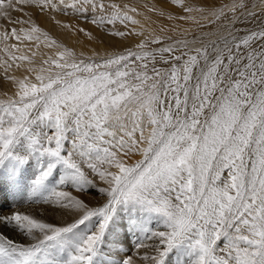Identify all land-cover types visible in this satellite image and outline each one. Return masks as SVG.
I'll return each mask as SVG.
<instances>
[{"label": "snow or ice", "instance_id": "snow-or-ice-1", "mask_svg": "<svg viewBox=\"0 0 264 264\" xmlns=\"http://www.w3.org/2000/svg\"><path fill=\"white\" fill-rule=\"evenodd\" d=\"M0 264H264V0H0Z\"/></svg>", "mask_w": 264, "mask_h": 264}, {"label": "bare ground", "instance_id": "bare-ground-1", "mask_svg": "<svg viewBox=\"0 0 264 264\" xmlns=\"http://www.w3.org/2000/svg\"><path fill=\"white\" fill-rule=\"evenodd\" d=\"M37 22L43 27L45 28L47 31L50 32V34L54 37H56L58 40L64 42L65 44H67L70 47H75V37H77L76 35H71L65 31H63L58 25H56L54 22L50 21L47 17L42 16V15H37L35 16ZM58 19H60L62 22H66V23H72V24H79L81 27H84L86 29H88L90 32H92L93 34L97 35V36H101L102 38H105L104 36H102V34L99 32L98 29H95L91 24H86V23H81L78 22L77 20L75 21L74 18H72V16H58ZM83 34H79L78 36L80 37H84L82 36ZM107 39V38H106ZM85 42V41H84ZM98 42V41H97ZM80 43V42H79ZM82 43V42H81ZM80 43V44H81ZM86 43V42H85ZM95 42H93L94 45ZM87 44V43H86ZM99 44V43H98ZM78 45V44H76ZM80 50V46L78 45ZM100 46V44H99ZM98 46V47H99ZM94 47V46H93ZM103 48V47H102ZM101 49V48H100ZM87 50V49H86Z\"/></svg>", "mask_w": 264, "mask_h": 264}, {"label": "rangeland", "instance_id": "rangeland-1", "mask_svg": "<svg viewBox=\"0 0 264 264\" xmlns=\"http://www.w3.org/2000/svg\"><path fill=\"white\" fill-rule=\"evenodd\" d=\"M17 15H19L18 13H17ZM37 16V15H36ZM39 16V15H38ZM36 18V17H35ZM72 18H74V17H72ZM75 19V21L77 20L76 18H74ZM78 22H81V23H83L82 21H80V20H77ZM102 34V33H101ZM94 36H96L97 37V40L96 41H92V40H89L86 36H84V35H82V36H84V37H80V36H77V37H75V41H74V43H75V47H76V49H79L78 47V45H81L80 46V50H85V51H87V50H89V49H91V48H96L97 50H101L102 49V47L103 48H108V47H110V44H111V42L108 40V39H106V38H102L101 36H97V35H95V34H93ZM102 36H103V34H102ZM101 39H104L105 40V43L103 44V45H101L100 44V46H99V44H98V42L97 41H99V40H101ZM87 43H85V42ZM81 44H80V43ZM93 42H95L94 43V45H93ZM76 44H78V45H76ZM94 46V47H93ZM99 46V47H98ZM101 48V49H100ZM87 49V50H86Z\"/></svg>", "mask_w": 264, "mask_h": 264}]
</instances>
